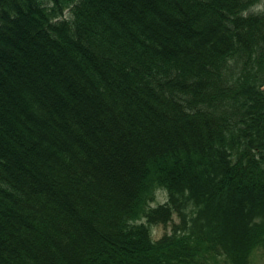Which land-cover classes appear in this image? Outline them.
<instances>
[{"label": "trees", "instance_id": "16d2710c", "mask_svg": "<svg viewBox=\"0 0 264 264\" xmlns=\"http://www.w3.org/2000/svg\"><path fill=\"white\" fill-rule=\"evenodd\" d=\"M53 1L0 0V264L264 256L258 0Z\"/></svg>", "mask_w": 264, "mask_h": 264}, {"label": "rangeland", "instance_id": "374dc122", "mask_svg": "<svg viewBox=\"0 0 264 264\" xmlns=\"http://www.w3.org/2000/svg\"><path fill=\"white\" fill-rule=\"evenodd\" d=\"M250 8L257 12H263L264 11V0H258V2H255ZM166 200H167V194L161 191L158 194V198L153 200L152 203L158 204ZM164 230L165 229L163 226H156L153 230L154 238L155 239L160 238L165 232ZM252 264H264V256L261 255L260 253L256 254L254 256V260Z\"/></svg>", "mask_w": 264, "mask_h": 264}, {"label": "bare ground", "instance_id": "6f19581e", "mask_svg": "<svg viewBox=\"0 0 264 264\" xmlns=\"http://www.w3.org/2000/svg\"><path fill=\"white\" fill-rule=\"evenodd\" d=\"M51 3L53 4L54 3V1L53 0H51ZM65 12H68L69 13V10H68V8H66L65 9ZM172 21V20H171ZM173 22H175V19H173Z\"/></svg>", "mask_w": 264, "mask_h": 264}]
</instances>
